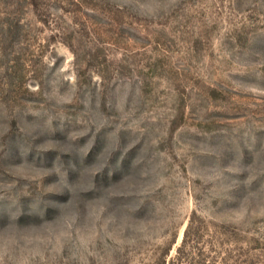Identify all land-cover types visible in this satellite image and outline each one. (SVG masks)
<instances>
[{
  "label": "rangeland",
  "instance_id": "1",
  "mask_svg": "<svg viewBox=\"0 0 264 264\" xmlns=\"http://www.w3.org/2000/svg\"><path fill=\"white\" fill-rule=\"evenodd\" d=\"M0 264H264V0H0Z\"/></svg>",
  "mask_w": 264,
  "mask_h": 264
}]
</instances>
